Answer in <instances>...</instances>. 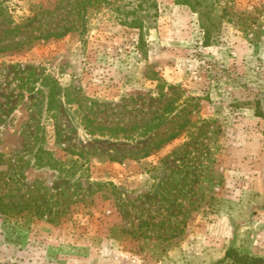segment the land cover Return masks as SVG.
Returning <instances> with one entry per match:
<instances>
[{
    "label": "rangeland",
    "instance_id": "374dc122",
    "mask_svg": "<svg viewBox=\"0 0 264 264\" xmlns=\"http://www.w3.org/2000/svg\"><path fill=\"white\" fill-rule=\"evenodd\" d=\"M0 199L5 263L264 264V0H0Z\"/></svg>",
    "mask_w": 264,
    "mask_h": 264
},
{
    "label": "trees",
    "instance_id": "16d2710c",
    "mask_svg": "<svg viewBox=\"0 0 264 264\" xmlns=\"http://www.w3.org/2000/svg\"><path fill=\"white\" fill-rule=\"evenodd\" d=\"M188 1L189 0H177V3L179 4H188ZM134 24H131L133 27H138V28H142L143 26V23L142 22H133ZM207 35V33H206ZM208 36V35H207ZM210 40V37L208 36L206 38V43H208ZM57 87L53 86L52 87V90L50 92V98H51V101L52 103L54 102H57V98H56V95H57V91H56ZM259 102L257 103V106H256V114L255 115H258V116H261L262 114V110L260 109V106H259ZM5 203L4 201H2L0 199V213L1 214H7L8 213V210L5 208ZM264 209V203H263V206H262ZM43 210H37V215H40V216H43ZM227 261H231L233 262L234 264H261V262L263 261L261 258H253V257H249L248 255H241L233 246L229 247L225 253V257H223V259L220 261V262H227Z\"/></svg>",
    "mask_w": 264,
    "mask_h": 264
},
{
    "label": "crops",
    "instance_id": "0c3cea01",
    "mask_svg": "<svg viewBox=\"0 0 264 264\" xmlns=\"http://www.w3.org/2000/svg\"><path fill=\"white\" fill-rule=\"evenodd\" d=\"M0 256H1V254H0ZM0 264H13V263H5L3 260L0 259Z\"/></svg>",
    "mask_w": 264,
    "mask_h": 264
}]
</instances>
